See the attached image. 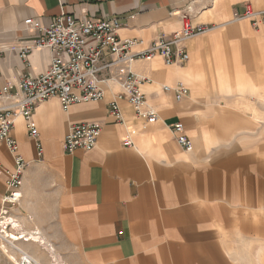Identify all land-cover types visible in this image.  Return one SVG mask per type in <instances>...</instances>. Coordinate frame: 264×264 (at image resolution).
<instances>
[{
  "label": "crops",
  "instance_id": "1",
  "mask_svg": "<svg viewBox=\"0 0 264 264\" xmlns=\"http://www.w3.org/2000/svg\"><path fill=\"white\" fill-rule=\"evenodd\" d=\"M247 3L264 9V0H0L1 82L49 68L47 48L20 55L37 35L27 18L46 26L63 12L115 17L118 36L135 40L132 51L180 29L183 13L211 25L184 41V63L161 55L132 62L149 79L140 87L156 111L153 120L137 116L111 79L103 81L100 100L63 109L51 97L35 106L41 157L25 120L14 118L12 135L27 165L15 219L2 202L3 176L0 207L6 234L30 237L12 241L16 247L44 264L50 263L41 251L60 262L54 246L67 264H264V23L234 17ZM101 75L124 72L111 67ZM176 84L188 94L176 99L162 88ZM111 101L121 121L110 113ZM79 121H98L100 135L91 149L66 153L63 138ZM175 121L191 150L177 142ZM0 162L13 166L2 143Z\"/></svg>",
  "mask_w": 264,
  "mask_h": 264
},
{
  "label": "built area",
  "instance_id": "2",
  "mask_svg": "<svg viewBox=\"0 0 264 264\" xmlns=\"http://www.w3.org/2000/svg\"><path fill=\"white\" fill-rule=\"evenodd\" d=\"M235 18H248L253 25L264 23V9H257L250 3L244 5L241 13L234 12ZM182 25L168 37H160L148 47L132 51L134 39H122L117 34L119 22L115 17L102 19L79 18L72 14L60 13L54 16L46 26L39 25L32 18L25 19L28 28L37 32L32 44L20 48L21 57H26L32 48H47L51 53L47 71L34 76H23L17 82L0 81V143L12 155V168L0 162V176H3L6 193L2 202L14 205L21 197L20 186L27 161L18 152V143L12 135L14 118L22 117L29 136L35 142L36 153L43 154V146L39 131L32 121L35 106L51 97H56L63 109L73 103L100 100L104 97L102 83L114 80L127 92V100L137 116L153 120L155 109L146 103L141 90L142 81H149L132 69L135 59H149L161 55L166 63H184L188 53L184 41L196 34L205 32L211 25L193 22L188 13L181 15ZM111 67H119L124 76L103 77L102 71ZM1 74V68H0ZM171 90L176 99L188 94V88L182 84L162 85ZM110 113L117 121L123 118L117 101L110 102ZM177 142L186 150L193 147L191 139L185 134L181 121L170 124ZM101 132L98 121H79L70 124L63 138L62 146L66 153L78 149L88 150L95 144ZM125 145L131 141L126 140ZM2 212V206L0 207ZM17 264H37L27 253L20 252Z\"/></svg>",
  "mask_w": 264,
  "mask_h": 264
},
{
  "label": "rangeland",
  "instance_id": "3",
  "mask_svg": "<svg viewBox=\"0 0 264 264\" xmlns=\"http://www.w3.org/2000/svg\"><path fill=\"white\" fill-rule=\"evenodd\" d=\"M7 212H8V214L10 215V216H12L14 219H15V213H16V205H10V207H8L7 209ZM1 213L2 212H0V215H1ZM10 228V226H8V229ZM14 243H12V245H13ZM53 246H54V243H51ZM34 245V244H33ZM36 248H38L36 245H34ZM2 247H4L5 249H8V253L10 254V255H13V257L12 256H9V255H7V253L6 252H4L3 251V249H2ZM54 249H55V251H56V254L58 255V258H59V260H60V262H56L55 260H52L51 259V256L47 253V251H41V254L43 253V255H44V253H45V259L43 258V257H40L41 258V260L42 261H45V260H47L48 261V263H50V264H67V262H66V259L64 258V257H62V255H60L58 252H57V250H56V247L54 246ZM48 256V257H47ZM18 257H19V254H14L13 253V251L11 250V246H10V244L9 243H7L6 241H4L3 243H2V241L0 240V264H17V262H18ZM50 259H51V261H50ZM55 261V262H54ZM254 261H255V259H254ZM40 263H42L41 261H39ZM42 264H44V263H42Z\"/></svg>",
  "mask_w": 264,
  "mask_h": 264
},
{
  "label": "bare ground",
  "instance_id": "4",
  "mask_svg": "<svg viewBox=\"0 0 264 264\" xmlns=\"http://www.w3.org/2000/svg\"><path fill=\"white\" fill-rule=\"evenodd\" d=\"M6 230H7V218L4 215V213H1V215H0V240L2 242L6 241L7 243H9L10 246L13 247L17 251L18 254L21 251L24 252V253H27L28 255H30L35 260V262L37 264H42L35 257H33L31 254H29L28 252H26L24 250H21L19 247H16L15 244L12 245V243H14L12 241H14L15 239L18 238V239H24V240H26L27 238H30L29 236H26V238H25V236L21 234V235H18L17 237H13L12 238L8 234H6Z\"/></svg>",
  "mask_w": 264,
  "mask_h": 264
}]
</instances>
